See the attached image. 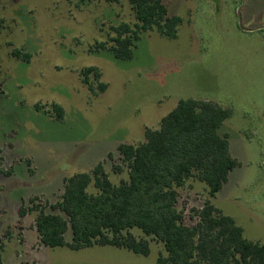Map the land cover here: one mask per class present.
Returning <instances> with one entry per match:
<instances>
[{"label":"rangeland","instance_id":"1","mask_svg":"<svg viewBox=\"0 0 264 264\" xmlns=\"http://www.w3.org/2000/svg\"><path fill=\"white\" fill-rule=\"evenodd\" d=\"M161 1L180 18L174 38L139 29L128 0H0V236L9 229L1 264H156L166 256L163 245L136 228L129 232L148 240L147 256L110 245L41 246L37 210L28 209L62 214L50 205L60 200L64 179L99 163L112 184L127 181L120 144L144 142L145 129H158L180 100L225 99L233 84L242 91L230 97L218 133L238 164L214 197L187 179L176 189L177 208L194 225L210 202L247 240L264 243V43L237 30L264 23V0ZM236 4L252 11L250 22L241 13L235 26L222 13ZM120 24L138 38L126 60L112 52ZM88 68L100 77L84 75ZM87 191L97 192L92 185ZM22 204L28 212L19 217ZM64 239L71 242L70 229Z\"/></svg>","mask_w":264,"mask_h":264},{"label":"trees","instance_id":"2","mask_svg":"<svg viewBox=\"0 0 264 264\" xmlns=\"http://www.w3.org/2000/svg\"><path fill=\"white\" fill-rule=\"evenodd\" d=\"M128 2L134 8L139 29L156 28L163 36H176L180 18L169 15L161 0ZM113 30L116 32L114 56L130 59L133 40L138 38L127 24ZM12 53L15 57H28L20 56L17 51ZM90 72L95 78L100 77L94 68L86 69L83 74ZM104 89L105 85L101 84L100 91ZM54 108L61 118L62 110ZM229 115L228 109L211 101L180 100L161 119L158 129H145L144 142L117 147L128 169L127 181L112 184L101 163L90 172L65 178L60 200L50 205L64 216L36 206L28 209L37 210L34 228L40 245L67 246L72 250L110 245L147 256L148 240L137 239L129 232L136 228L163 245L166 256L159 254L156 264H264V243L247 240L242 228L210 202L196 211L198 220L194 225H186L183 213L177 208L176 189L187 179L194 177L204 183L209 196L214 197L237 166L236 159L230 155L227 137L218 133ZM114 171L119 173L121 169L114 166ZM90 185L96 193L87 191ZM28 211L20 205L19 217ZM68 229L72 234L70 243L64 239ZM8 236L6 229L0 236V244Z\"/></svg>","mask_w":264,"mask_h":264},{"label":"crops","instance_id":"3","mask_svg":"<svg viewBox=\"0 0 264 264\" xmlns=\"http://www.w3.org/2000/svg\"><path fill=\"white\" fill-rule=\"evenodd\" d=\"M214 11L217 12V8H215ZM222 13L223 14H225V13H231V18L234 20V25L235 26L238 25V21H239L238 16L239 15L241 16V13H244V17H245V21L246 22H250L251 19H252V16H251L252 15V11L248 10V8H245V12H244L243 11V8L242 7H239V4H236V5L231 6L229 8L223 6L222 7ZM169 15H171V14H169ZM259 18L262 19L261 16H258L257 18L255 17L256 21H258ZM246 26H248V25H245V27ZM245 27L244 28H241V27L237 28L238 32L239 33H242L244 35H247V36H254L253 39L256 41V43H259V45L261 47L262 43H264V34H262V31L264 33V23H262V24L256 23V25L253 28H251V29H248L249 27H246V28ZM248 64H249V62H248ZM236 84H238V82ZM234 86H235V84H233V88L230 89V92L227 93L230 96L227 97V95H226V98L225 99H222L221 98V99H218L217 100V99L205 97V98L194 99V100L211 101V102H214V103L218 104L222 108L228 109L229 112H231L232 105H231L230 97L232 96V94H239L240 93L239 90L242 91V89H241L242 86L241 85H239V87H238V85H236L235 89H234Z\"/></svg>","mask_w":264,"mask_h":264}]
</instances>
